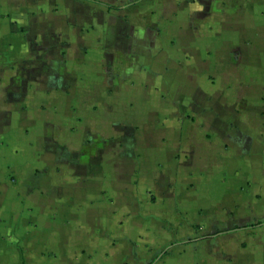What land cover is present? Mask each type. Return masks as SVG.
<instances>
[{
    "label": "crops",
    "instance_id": "0c3cea01",
    "mask_svg": "<svg viewBox=\"0 0 264 264\" xmlns=\"http://www.w3.org/2000/svg\"><path fill=\"white\" fill-rule=\"evenodd\" d=\"M263 167L264 0H0V264H264Z\"/></svg>",
    "mask_w": 264,
    "mask_h": 264
},
{
    "label": "rangeland",
    "instance_id": "374dc122",
    "mask_svg": "<svg viewBox=\"0 0 264 264\" xmlns=\"http://www.w3.org/2000/svg\"><path fill=\"white\" fill-rule=\"evenodd\" d=\"M211 6V5H210ZM218 8H222L225 9V1L223 2V4H219L217 5ZM202 11L201 14L203 15V18H201L203 21L206 19L207 13L206 11H209V5H202ZM258 184H260L261 186H259V189H257V199H262V206L264 205V167H263V175L262 178L259 180ZM251 186V185H250ZM247 210V209H246ZM245 214H249L250 212L252 213V211H245ZM233 214H226V218H232ZM220 217V218H219ZM219 217L215 218L213 224L209 225L208 227L204 228V229H199L198 231V235L194 236L196 238H200L203 237L205 235L208 234V232L215 234L217 231H224L225 227L221 226V224H219V221H225V210H222V213H219ZM200 226V225H199ZM252 236V235H250ZM196 238H191V239H196ZM198 241V240H197ZM244 247V245H247V242L241 243ZM199 251H203V252H208L210 250H213L214 254L216 257H221V259H218L214 261V264H225V238L224 240H218L215 242H210L208 241L206 244H204L201 248H198Z\"/></svg>",
    "mask_w": 264,
    "mask_h": 264
}]
</instances>
